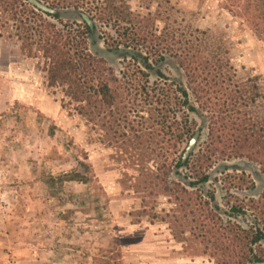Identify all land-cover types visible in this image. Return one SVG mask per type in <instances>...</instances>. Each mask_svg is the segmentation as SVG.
Here are the masks:
<instances>
[{"label": "rangeland", "instance_id": "obj_1", "mask_svg": "<svg viewBox=\"0 0 264 264\" xmlns=\"http://www.w3.org/2000/svg\"><path fill=\"white\" fill-rule=\"evenodd\" d=\"M124 2L134 12L156 16L161 30L207 32L211 48L229 52L236 81L258 85L261 95L251 110L264 126V37L231 0ZM86 3L76 10L92 17L91 2ZM63 19L83 22L74 7L64 8ZM95 20L99 37L114 34L112 25ZM100 45L105 48L101 40ZM95 49L91 46L92 52ZM107 60L121 75L124 62L114 55ZM167 61L162 68L166 75L188 85L179 60L168 56ZM42 68L40 59L24 56L7 36L0 39V264H217L199 239L180 234L185 227L179 222L172 230L154 218L156 212L164 217L176 206L166 195L147 197L133 179L140 174L143 152L111 142L102 122L94 129L73 108H64L62 93L53 94ZM191 118L203 123L196 113ZM207 140L205 131L201 146ZM226 165L238 167L237 173H246L250 182L235 181L228 190ZM72 171L87 174L90 182L69 183L63 189L50 182ZM174 171L171 181L184 182L179 175L188 171ZM211 178L203 190L206 198L208 191L216 193L211 208L223 225L255 226L259 218L251 201L264 203L263 165L249 156L225 158L213 168ZM232 205L246 206L247 212L237 214Z\"/></svg>", "mask_w": 264, "mask_h": 264}, {"label": "trees", "instance_id": "obj_2", "mask_svg": "<svg viewBox=\"0 0 264 264\" xmlns=\"http://www.w3.org/2000/svg\"><path fill=\"white\" fill-rule=\"evenodd\" d=\"M44 1L54 7L75 8L91 2L93 18L107 27L112 25L114 34L105 32L99 37L98 27L93 30L81 15L82 23L64 21L27 0H0L1 37L14 41L24 56L43 62L47 85L54 95L62 93L64 108H73L94 129L102 122L111 142L143 152L140 174L133 179L147 197L166 195L176 206L164 217L156 212L155 219L161 218L172 230L179 222L185 227L180 234L199 239L217 264H263L264 231L236 223L225 227L211 208L216 193L208 191L206 198L203 190L212 179L209 171L221 159L251 152L261 158L264 167V126L251 110L260 98L259 87L236 81L229 52L211 48L207 32L196 30L187 35L181 29L161 30L156 16L134 12L125 0ZM231 2L264 37V0ZM113 55L124 62L121 75L107 60ZM168 56L179 60L200 109L191 104L181 81L171 79L162 69ZM153 75L157 77L154 82ZM198 110L210 114L208 141L183 163L180 154L197 126L188 113ZM175 168L188 171L184 177L179 175L184 182L171 181ZM249 179L246 173L227 174V189L235 181L244 185ZM50 182L63 189L73 182L87 184L90 179L72 171L52 177ZM251 202L264 225V203ZM243 208L233 206L236 213H243Z\"/></svg>", "mask_w": 264, "mask_h": 264}, {"label": "flooded vegetation", "instance_id": "obj_3", "mask_svg": "<svg viewBox=\"0 0 264 264\" xmlns=\"http://www.w3.org/2000/svg\"><path fill=\"white\" fill-rule=\"evenodd\" d=\"M28 1V0H27ZM29 2V1H28ZM49 7H51V8H55V9H59V10H64V8H69V7H54V6H51L50 4H47ZM34 6V5H33ZM35 7V6H34ZM37 8V7H36ZM75 8V7H74ZM38 9V8H37ZM75 9H77V8H75ZM40 10V9H39ZM80 10V9H79ZM40 11H42V10H40ZM44 12V11H43ZM46 13H48V12H46ZM49 14H51V13H49ZM51 15H60L61 16V18H62V20H64L63 19V15H61V14H51ZM92 18H93V15H92ZM94 19V18H93ZM95 20V19H94ZM65 21V20H64ZM87 22V21H86ZM95 22H96V20H95ZM95 26H97V22H96V25ZM153 76H155V75H153ZM152 76V77H153ZM171 78V77H170ZM172 79V78H171ZM236 79H237V77H236ZM174 80V79H173ZM181 83L183 84V86L188 90V93H189V99H190V102H191V104L193 105V106H195V107H197L198 109H200V107H201V105H199V103L197 102V100H193V98L194 99H196L195 98V96L193 95V92L189 89V87H188V85H186L185 83H184V81H181ZM239 83V82H238ZM239 84H241V83H239ZM258 86V85H257ZM194 97H193V96ZM200 110H198L197 112H196V114H198L200 117H202V119H203V123L200 125L199 123H198V121L197 120H195V119H193V118H191V114H194L195 112H192V111H190L188 114H189V116H190V121L192 122H195L196 124H197V126H196V128L194 129V132H193V135H192V137L189 139V141H188V143L187 144H185L184 145V147H183V151L181 152V154H180V157H181V159H182V162L183 163H185L190 157H192L193 155H195V154H197V153H199V151L201 150V149H203L204 147H205V145L204 146H201V142H202V138H203V136H204V133H205V131H209V128H210V125H211V119H210V114L207 112V111H204L203 113L202 112H199ZM198 130H201V135H200V138H199V141H198V144H197V147H196V149L194 150V152L190 155V157L186 160V161H184L183 160V156H184V153H185V151H186V148H187V146L189 145V143H190V141L192 140V138L194 137V135L196 134V132L198 131ZM208 141V140H207ZM245 156H249L251 159H256V157H253V154L251 153V152H246V155ZM260 159L261 158H259V159H256V160H258L259 162H260ZM215 167V166H214ZM213 167V168H214ZM213 168L211 169V171L213 170ZM235 169V171H234V173H237V172H239V169H238V167H236L235 166V168H231L230 166H227L226 165V169H225V171H224V173L226 174V176H227V174H230V173H232L231 171H233ZM211 171H209V174H211ZM237 174H239V173H237ZM240 174H242V173H240ZM251 186H255V182L252 180V185ZM245 208H243V213H237V214H245L246 212H247V207L246 206H244ZM232 210H233V205H232ZM234 211V210H233ZM236 213V212H235ZM257 223H255L256 225L255 226H252V227H255V228H261L263 231H264V228L263 227H261L260 226V222L259 221H256ZM264 243V242H263ZM248 264V263H247ZM249 264H251V263H249Z\"/></svg>", "mask_w": 264, "mask_h": 264}, {"label": "water", "instance_id": "obj_4", "mask_svg": "<svg viewBox=\"0 0 264 264\" xmlns=\"http://www.w3.org/2000/svg\"><path fill=\"white\" fill-rule=\"evenodd\" d=\"M28 1L32 5H34L35 7H37L38 9H40V10H42L44 12H48V13H51V14H57V13L61 14V15L64 14V10L51 8L45 2H43L41 0H28ZM75 12L77 14L81 15L83 17V19L85 21H87V23L89 24V26L93 30L95 29L96 22L89 14L85 13L82 10H76V9H75ZM200 135H201V130H198L196 132V134L194 135V137L192 138V140L190 141L189 145L186 148V151H185L184 156H183V160L184 161H186L190 157V155L194 152V150L196 149L198 141H199V138H200Z\"/></svg>", "mask_w": 264, "mask_h": 264}, {"label": "crops", "instance_id": "obj_5", "mask_svg": "<svg viewBox=\"0 0 264 264\" xmlns=\"http://www.w3.org/2000/svg\"><path fill=\"white\" fill-rule=\"evenodd\" d=\"M2 37L0 36V39H1ZM17 48V47H16Z\"/></svg>", "mask_w": 264, "mask_h": 264}]
</instances>
